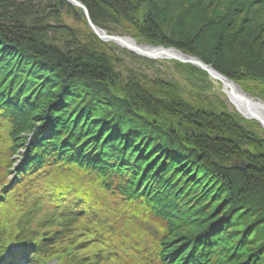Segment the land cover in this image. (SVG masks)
Returning <instances> with one entry per match:
<instances>
[{"label": "trees", "instance_id": "trees-1", "mask_svg": "<svg viewBox=\"0 0 264 264\" xmlns=\"http://www.w3.org/2000/svg\"><path fill=\"white\" fill-rule=\"evenodd\" d=\"M13 1L0 0V116L10 124L0 135L9 153L24 152L16 169L10 159L0 167V264L54 254L65 258L58 264H120L127 246L96 215L121 205L168 226L147 243L152 250L127 248L130 261L264 264V131L201 100L213 90L206 72L176 62L188 86L155 77L150 88L116 64L115 49L126 50L88 29L78 35L59 24L76 35L52 38L47 16L74 6ZM76 1L101 30L130 29L138 41L194 56L264 101V0ZM126 16L122 32L108 27H123ZM74 170L92 175L80 184L56 176Z\"/></svg>", "mask_w": 264, "mask_h": 264}, {"label": "rangeland", "instance_id": "rangeland-1", "mask_svg": "<svg viewBox=\"0 0 264 264\" xmlns=\"http://www.w3.org/2000/svg\"><path fill=\"white\" fill-rule=\"evenodd\" d=\"M10 1L12 2V0H10ZM18 1H20V0H16V2L15 1H13V2L17 4ZM132 4L134 5V2ZM7 11L11 15H13V11H11L10 9H7ZM20 12L22 13V16H23V11L20 10ZM76 12H74V10L59 9V11L55 12V13H58L56 16L54 15L55 17L47 16L45 22L50 23L52 26L56 25V27L53 28L56 30V32H49V34L55 33L52 35V38L54 40L60 41L58 39V33H62V35H63L60 39L66 38L65 35L70 34V33L73 35H76L72 32L68 33L66 28H65V32L60 31L61 29L58 28L59 24H65V26L71 28V30L73 32L77 33L78 35L87 34L86 33L87 29H88V31H90V29L87 28V26L82 21V19H80L78 17L79 11L77 10ZM125 13L130 14V12H125ZM134 13H135L136 17L138 18V20H141L140 19L141 13L140 12H134ZM126 18H127V16L124 17L122 21H120V23L124 25L123 27L120 28V25L115 24V22L111 23V21L108 23V27H110V28L114 27L115 31H121L125 26H129L131 24L130 20H127ZM163 29H165L166 32L171 33V24L168 23L167 25H165L163 27ZM129 31H130V34H127V33L121 31L123 33L122 37L123 38L127 37V38L132 39L133 41H136L137 45H139V46L150 45L148 43L138 41L137 38L134 39L132 36V35H134V32L131 31L130 29H129ZM71 34H70V38L73 37ZM54 40H51V41L53 42ZM110 45H113V44L110 43ZM113 46L115 47L116 45L114 44ZM157 46L163 47L161 45H157ZM157 46H155V47H157ZM114 47H110L111 49H109V50L114 52ZM116 47H118V46H116ZM118 48L121 51L126 50V49L124 50L120 47H118ZM172 49H174V48H172ZM174 50H176V49H174ZM177 51H180V50H177ZM115 52L118 53V57H119V60L117 61L116 64H118V66L121 68L127 69L128 71H130V73H132V72L136 73V75H138L140 77L141 82L150 88H151V86L154 85L153 78H155V77L161 78V79L166 80V81H169V80L177 81L181 84L182 87H185V88L188 86V83L184 80L185 73L181 74L178 77V72H176V68H175V63L177 61H174L171 59L167 60V59H162V58H158V59H151L148 57L146 58V57L138 55L137 53L135 54L134 52H131L129 50H126L125 54L119 52L116 49H115ZM120 61H121V63H118ZM179 63H181L183 65H188V64H184L182 62H179ZM188 66H190V65H188ZM208 81H209V83H211V87H213V90L210 88L209 92L203 93L201 100H204L205 97H208L209 100H211V102L215 101L216 103H218L217 101H220L223 104H225V106L229 112H232L234 114L237 113L239 115V113L236 111L234 106L230 102H228L226 95L223 94V92L221 91L220 83L213 81V80L211 81L210 78H208ZM191 83H193V81H191ZM215 98H216V100H215ZM6 120L7 119H4L2 116H0V124H3L2 126L4 127V128H2L3 131L4 130L7 131L10 129V124ZM247 121H249V120H247ZM249 122L255 123L256 125H258L259 128H261V126L259 125L258 122H254V121H249ZM246 129H248L250 131L249 126H247ZM3 138H4V136L1 137V135H0V167H2L4 165V163L10 159L14 163V166H13L14 169H16L18 166V160H19V158H17V156L23 154V152H24L23 147L24 146L22 145V147H19V149L17 150L18 154H16V156H15L14 153H9V149L6 147V143L4 142ZM10 146H11V143H10ZM6 152L9 154L6 155L5 154ZM73 169H74V167H73ZM84 173H85V175H89V174L92 175L91 172H89V171L84 172ZM84 173H83V171H75L74 170L73 173H61V174L56 175V176L58 178H60L61 181L68 180V179H70V180L75 179L77 181V183H79V178L81 180L84 179ZM11 179H12V174H10L7 177L5 182H7V181L10 182ZM158 186H161V185L159 184ZM96 207L98 209L100 208L99 205H96ZM119 207L120 208H118L117 213H112V215H110V216L109 215H106V216L96 215V217L99 219V221L101 220L102 222L105 223V225H107V231H108L107 235L111 237V240H113L117 243L121 241V243L123 242V244L125 246H127V248H131L133 251L139 250L140 252H144V250H147V249L152 250V248L149 247V245L147 243H151V242H153L154 244L158 243L167 234L168 226L165 225L166 223H163L159 219L155 218V215L153 216L151 213H148L145 211L142 212V211L134 210L133 208L132 209L127 208V207H124L122 205ZM111 224H113L115 226H112ZM81 227L84 230L83 224L81 225ZM158 231L161 232V234H162L161 236L157 235ZM133 243H136V244L133 245ZM103 247H105V245H103ZM127 248L124 247L122 250V253L125 254V256H124L125 258L123 259V262L120 264H150V263H148V259H145L147 257L145 254L142 256L139 255V258L136 257L132 261H130V258H131L130 254L131 253H130L129 249H127Z\"/></svg>", "mask_w": 264, "mask_h": 264}, {"label": "water", "instance_id": "water-1", "mask_svg": "<svg viewBox=\"0 0 264 264\" xmlns=\"http://www.w3.org/2000/svg\"><path fill=\"white\" fill-rule=\"evenodd\" d=\"M76 6L77 8L81 9L84 12V15L86 17V22H88V26L91 30V32H94V34L98 37L100 41L104 42H111L115 43L122 48H126L129 51L138 53L141 56L148 57L151 59H171L174 61H180L185 64H191L200 71H205L210 79L219 82L222 85L221 91H223L224 94L227 95L228 100L230 101V98L232 100H238L242 101L246 108V115L245 118H248L250 120H254L255 122H259L264 130V120L260 117L256 116L251 110H250V102L253 100L252 98L248 97L246 94L243 93V91L240 89L239 86L236 84H233L232 81L228 80L225 76H222L217 71H215L210 66L205 65L202 61L198 60L195 57H189L184 54H182L180 51L174 50L172 48H168V50L163 49L162 47H151V46H138L135 41H132L130 38L127 37H119V36H110L106 32L99 30L96 26L93 25L92 22L89 21L88 18V11H86L85 7L74 0H66ZM237 91V92H236ZM229 94V95H228ZM241 113V112H240Z\"/></svg>", "mask_w": 264, "mask_h": 264}, {"label": "bare ground", "instance_id": "bare-ground-1", "mask_svg": "<svg viewBox=\"0 0 264 264\" xmlns=\"http://www.w3.org/2000/svg\"><path fill=\"white\" fill-rule=\"evenodd\" d=\"M237 92V91H236ZM229 95V94H228ZM234 108H236L242 115H246V108L242 101L232 100L229 101ZM250 110L258 117L264 120V103L258 100H252L250 102Z\"/></svg>", "mask_w": 264, "mask_h": 264}]
</instances>
